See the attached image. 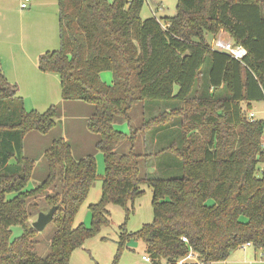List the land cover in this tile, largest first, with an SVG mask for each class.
<instances>
[{
  "label": "trees",
  "instance_id": "trees-1",
  "mask_svg": "<svg viewBox=\"0 0 264 264\" xmlns=\"http://www.w3.org/2000/svg\"><path fill=\"white\" fill-rule=\"evenodd\" d=\"M150 1L57 0L59 49L37 59L40 72L58 77L61 101L93 106L86 129L98 136L94 147L104 173L100 200L89 206L90 227L73 223L98 178L94 157L76 160L70 143L56 139L43 155L45 180L27 189L34 162L23 156V139L49 134L60 109L26 112L0 66V264H68L73 251L109 225L108 205L121 207L126 222L142 184L153 193V219L133 233L124 222L112 264L132 239L145 244L151 264H174L189 253L220 263L246 243L264 248V173L257 174L264 164V119L250 121L246 113L264 102V0H177L174 16L162 22L161 6ZM144 3L152 16L142 19ZM221 32L246 50L241 61L211 49L209 39ZM105 71L111 83L101 79ZM147 101L178 104L145 120L141 130L178 124L180 144L164 150L181 162L180 178L139 177L144 156L133 151L138 130L130 113ZM116 121L127 122L130 133L117 131ZM122 142L131 149L120 155ZM41 198L47 211L57 207L45 258L33 251L38 232L29 222ZM14 227L22 229L16 238Z\"/></svg>",
  "mask_w": 264,
  "mask_h": 264
},
{
  "label": "rangeland",
  "instance_id": "rangeland-1",
  "mask_svg": "<svg viewBox=\"0 0 264 264\" xmlns=\"http://www.w3.org/2000/svg\"><path fill=\"white\" fill-rule=\"evenodd\" d=\"M112 1V0H108ZM28 10L19 8V0H0V60L8 68L9 79H17L19 88L17 96L23 99L26 112H45L51 106H59L56 118V127L47 135L31 132L23 139V156L34 162V168L27 189L38 187L47 176V166L44 153L56 139L67 137L72 147V155L78 160L86 156L94 157L97 165V180L93 183L88 196L77 213L73 228L83 224L90 227L89 206L96 204L101 197V180L104 173L102 154L95 149L98 136L86 129L88 119L93 113V106L79 101L63 102L60 98L59 79L55 74L42 73L37 68L38 56L46 51L59 49L58 36V4L57 0H32ZM177 0H158L156 4L161 6L157 12V18L162 22L164 18L175 14ZM140 16L142 19L152 16L146 3H144ZM224 40L229 37L222 35ZM212 40L209 39V42ZM4 67V66H3ZM209 69V60L202 67L201 80L206 82ZM105 83H111V72L100 74ZM177 86L174 87L176 93ZM223 96L222 91H217V96ZM178 104L174 101L159 102L147 101L136 105L131 113V125L138 130L137 140L133 151L141 154L139 160L140 178L149 177L156 179H177L182 175L181 162L166 152L164 149L172 142L180 144L181 132L177 123L166 126L154 127L142 131L141 126L148 120L163 112L174 109ZM245 108L244 106H242ZM246 113H253L255 119H264V102L252 103ZM115 129L129 134L127 122L116 121ZM264 138V136H263ZM131 149L128 142H122L116 149L118 154H127ZM146 155V156H145ZM264 173V164L258 166V176ZM143 195L129 204L132 212L125 222V211L116 205H108V226H103L100 232L93 238L84 242L83 246L71 254L68 264H112L117 251L119 241V228L125 222L128 233L138 231L143 225L153 219L151 208L152 190L146 184L140 185ZM35 202L40 204L39 211L30 213L29 222H34L39 213H47L42 198ZM43 204V205H42ZM12 238L21 235L22 229L14 227ZM55 229L51 223L39 231L34 239L33 251L45 258L50 251V240ZM261 251L253 248H238L232 251L226 264H264L261 261ZM146 254V246L141 240H128L124 246L116 264H151L142 260ZM186 264H220L202 263L194 257L188 259Z\"/></svg>",
  "mask_w": 264,
  "mask_h": 264
},
{
  "label": "built area",
  "instance_id": "built-area-1",
  "mask_svg": "<svg viewBox=\"0 0 264 264\" xmlns=\"http://www.w3.org/2000/svg\"><path fill=\"white\" fill-rule=\"evenodd\" d=\"M31 1L32 0H19V8L21 10H27L29 8V5H30ZM145 2L147 4H149V5L151 3L150 0H145ZM154 2H156V0ZM221 33L215 39H213L210 42L211 49L217 50V51H222V52L228 54L233 59H235L237 61H241L247 54L246 50L242 46L234 45L231 40H224L222 38V34ZM247 118L250 121H254L255 120V115L253 113H248ZM182 241L185 242V243L187 242V240L185 238H182ZM242 247L243 248L250 247V244L246 243ZM260 251H261V255H260L261 256V261L264 263V248L261 249ZM193 257L194 256L192 255V253H189L186 257L180 259L179 261H177L174 264L186 263V261L188 259H192ZM142 260H144L145 262H148V263L151 262V260H150V258L148 256H143Z\"/></svg>",
  "mask_w": 264,
  "mask_h": 264
},
{
  "label": "water",
  "instance_id": "water-1",
  "mask_svg": "<svg viewBox=\"0 0 264 264\" xmlns=\"http://www.w3.org/2000/svg\"><path fill=\"white\" fill-rule=\"evenodd\" d=\"M56 209L57 207H52L47 213H39L37 219L31 224L32 228L37 232L43 230L47 224L51 223Z\"/></svg>",
  "mask_w": 264,
  "mask_h": 264
},
{
  "label": "crops",
  "instance_id": "crops-1",
  "mask_svg": "<svg viewBox=\"0 0 264 264\" xmlns=\"http://www.w3.org/2000/svg\"><path fill=\"white\" fill-rule=\"evenodd\" d=\"M32 3V2H31ZM30 3V4H31ZM29 8H30V5H29ZM28 10V9H27ZM222 35H224L225 33H221ZM0 66H1V69H2V71H3V73H4V76H5V78H6V80L10 83V84H12V85H15L16 86V88H17V91H18V88H19V82H18V80L17 79H9V73H8V68L7 67H5V64L3 65V63H2V60H0ZM4 66V67H3ZM38 68V67H37ZM59 86H60V82H59ZM18 95V94H17ZM23 100V99H22ZM252 105V104H251ZM63 139L64 140H66V141H68L69 142V139L65 136V137H63ZM262 145H263V147H264V138H263V141H262ZM248 248H251V247H248ZM231 254V253H230ZM228 262V260H226L225 262H220V264H226ZM254 263H256L255 261L254 262H249V264H254Z\"/></svg>",
  "mask_w": 264,
  "mask_h": 264
}]
</instances>
